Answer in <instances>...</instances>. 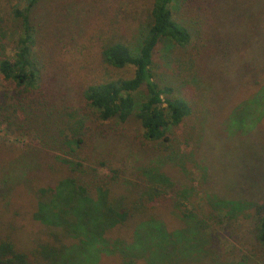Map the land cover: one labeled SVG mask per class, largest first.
<instances>
[{
	"label": "trees",
	"instance_id": "obj_1",
	"mask_svg": "<svg viewBox=\"0 0 264 264\" xmlns=\"http://www.w3.org/2000/svg\"><path fill=\"white\" fill-rule=\"evenodd\" d=\"M21 1L10 9L18 28L0 25V78L12 86L0 93V125L27 140L5 146L0 206L24 189L28 218L47 237L28 247L0 231V264H103L101 254L117 255L119 264H264V105L251 97L222 114L235 81L251 83L262 72L248 59L264 29V0H153L132 44L110 41L100 51L115 68L131 66L132 75L78 91L82 105L106 122L92 134L70 90L43 74L31 14L41 0ZM8 36L15 38L10 55L2 42ZM160 43L190 47L176 68L180 77L171 72L177 85L157 79ZM196 75L205 78L203 100L214 109L193 100ZM189 167L199 174L200 208L185 203L195 193ZM167 203L177 228L151 210ZM238 218L250 220L254 251L234 263L233 245L225 255L216 230ZM127 224L128 235L111 234Z\"/></svg>",
	"mask_w": 264,
	"mask_h": 264
},
{
	"label": "rangeland",
	"instance_id": "obj_2",
	"mask_svg": "<svg viewBox=\"0 0 264 264\" xmlns=\"http://www.w3.org/2000/svg\"><path fill=\"white\" fill-rule=\"evenodd\" d=\"M153 0H41L31 12L34 23L38 29L36 51L40 56L43 74L52 83L59 81L60 85L67 87L71 94V102L78 109L81 106L87 112L85 117V127L87 134L94 133L97 129L105 126L104 121H100L87 107L83 106L79 100L78 91L88 84L107 81L120 77L132 75L133 68L125 66L115 68L106 63L100 56L101 48L110 41H120L132 44L138 33V29L145 14L151 8ZM198 4V1L192 0ZM204 3V2H203ZM200 4V3H199ZM202 4V3H201ZM14 5L22 6V1L8 0L0 2L1 26L10 33L18 28V23L10 14V9ZM205 5V3H204ZM193 5L192 7L194 8ZM264 25V19L261 20ZM259 35H251L248 43L252 45L248 62L258 65L262 69L260 76L251 83H241V79L235 81L236 93L230 98L229 102L222 110L225 116L239 101L251 98L256 104L264 105V96L255 95L258 87L264 83V29L260 30ZM7 33V34H10ZM15 36V35H14ZM5 54L13 52L15 38L8 36L5 40ZM187 49L160 43L154 54V65L157 72V79L160 83L177 85V80L171 76V72L180 77V72L176 69L179 63L187 62ZM187 50V51H186ZM231 64L228 63V66ZM176 69V70H175ZM175 77V76H174ZM56 79V82L54 80ZM194 85L191 91L197 92L193 100L202 101V109H214L215 106L204 103L203 94H206V80L200 75L194 76L191 80ZM239 86V87H238ZM188 89L178 88V91H188ZM12 86L0 78V93H8ZM190 92V91H189ZM210 94H212L210 92ZM210 101V100H209ZM264 115V114H263ZM258 127L264 130V116L258 122ZM27 140V137H20L17 134L9 133L4 124L0 125V164L6 163L10 152L6 145L10 141ZM89 149H85V154L89 155ZM227 172V171H226ZM189 178L192 180L191 189L195 193L185 203L188 207L200 208L204 205L201 193L198 191L199 174L196 169L189 167ZM30 196L22 188H17L12 193L11 203L7 207L0 206V231L8 230L14 234L18 243L27 244L29 247L32 240L36 237H47V229L37 221L28 218L27 210L30 208ZM170 205H156L152 212L159 213L167 225L174 229L180 226L177 217L171 214ZM237 219V218H236ZM250 220L238 218L235 224L229 226L224 232L217 227L216 245L222 248V252L229 256L228 247L233 245L231 256L234 263L240 255H249L254 251L250 245ZM129 227L122 226L113 229L111 234L128 235ZM130 230V233L131 234ZM224 256V255H223ZM228 257H226L227 259ZM103 264H119L117 255L101 254ZM225 259V258H224Z\"/></svg>",
	"mask_w": 264,
	"mask_h": 264
}]
</instances>
